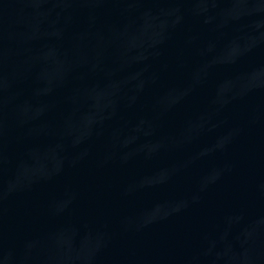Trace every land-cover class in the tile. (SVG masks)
<instances>
[{"label": "water", "instance_id": "obj_1", "mask_svg": "<svg viewBox=\"0 0 264 264\" xmlns=\"http://www.w3.org/2000/svg\"><path fill=\"white\" fill-rule=\"evenodd\" d=\"M0 264H264V0H0Z\"/></svg>", "mask_w": 264, "mask_h": 264}]
</instances>
